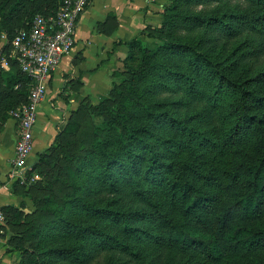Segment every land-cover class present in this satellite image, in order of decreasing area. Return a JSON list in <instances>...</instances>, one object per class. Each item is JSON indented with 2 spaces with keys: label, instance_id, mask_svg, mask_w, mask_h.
I'll return each instance as SVG.
<instances>
[{
  "label": "trees",
  "instance_id": "obj_1",
  "mask_svg": "<svg viewBox=\"0 0 264 264\" xmlns=\"http://www.w3.org/2000/svg\"><path fill=\"white\" fill-rule=\"evenodd\" d=\"M63 1L0 0V39ZM167 1L38 153V181L14 183L34 208H1L16 264H264V0ZM7 62L2 118L31 87Z\"/></svg>",
  "mask_w": 264,
  "mask_h": 264
},
{
  "label": "crops",
  "instance_id": "obj_2",
  "mask_svg": "<svg viewBox=\"0 0 264 264\" xmlns=\"http://www.w3.org/2000/svg\"><path fill=\"white\" fill-rule=\"evenodd\" d=\"M163 5L156 0L91 1L78 22L72 53L62 60L48 81L46 99L40 106L35 128V145L42 150L34 151L28 167L36 162L38 153L47 149L58 126L82 102L89 100L98 104L102 96L110 93L118 81L113 74L123 69L129 53L123 43L138 37L147 26H160ZM58 113L61 118L57 117ZM19 134L18 124L10 114L6 118L0 116V207H18L24 203L28 211L32 202L18 195L8 178ZM5 224L0 221V264H15L19 255L7 253L6 233L11 234Z\"/></svg>",
  "mask_w": 264,
  "mask_h": 264
},
{
  "label": "built area",
  "instance_id": "obj_3",
  "mask_svg": "<svg viewBox=\"0 0 264 264\" xmlns=\"http://www.w3.org/2000/svg\"><path fill=\"white\" fill-rule=\"evenodd\" d=\"M87 3L88 0H64L55 16L37 15L31 26L18 31L11 42L9 58L31 79L28 101L10 112L20 131L8 174L12 183L25 185L30 180L28 159L34 155L38 109L46 99L49 79L74 49L77 25ZM3 67H9L7 60ZM0 221H5L1 207Z\"/></svg>",
  "mask_w": 264,
  "mask_h": 264
},
{
  "label": "rangeland",
  "instance_id": "obj_4",
  "mask_svg": "<svg viewBox=\"0 0 264 264\" xmlns=\"http://www.w3.org/2000/svg\"><path fill=\"white\" fill-rule=\"evenodd\" d=\"M166 3H168V1L167 0H162L161 1V4L163 5H165ZM163 5V6H164ZM161 9H163V7H161ZM21 26H22V24H18V25H16L15 26V28L13 29V31L11 32L12 33V37H13V35L18 31V30H20V28H21ZM12 39V38H11ZM11 39L8 37V35L6 34V33H3V35H2V37H1V39H0V61L1 62H3L2 64H1V66L2 65H4V58H5V60H7V57L8 56H10V54H11V43H10V41H11ZM151 45H154L155 44V42H154V40H150V42H149ZM67 57V56H66ZM65 58V57H64ZM60 68V67H59ZM1 69V68H0ZM18 107H16V108H14V109H17ZM40 107H39V109H38V114H39V116H40ZM58 116L57 117H60L61 118V115L58 113L57 114ZM71 116V115H70ZM94 118V120L95 121H97L98 120V118L96 117V116H94L93 117ZM63 124H64V122H62L59 126H58V128L59 129H62L63 128ZM56 132H57V130H55V134H56ZM53 139L51 138V140H50V143H48L47 144V147L51 144V141H52ZM37 147V144L35 145V148H34V151L36 150V151H41L42 149H40V148H36ZM33 179L31 180H29L25 185H23V186H26L27 188H29L32 184H34V183H36L37 181H38V177H32ZM35 179V180H34ZM30 185V186H29ZM19 191H21V189L19 188L18 189ZM26 209H27V207H26ZM25 209V210H26ZM27 211V210H26ZM28 211H30V212H27V213H32V212H34V208H33V205H32V203H31V207L29 208V210ZM13 234H11V235H9L8 233H6V236L8 237L7 239H6V242L8 243V241H10V239L13 237L12 236ZM6 243V244H7ZM17 255H19L18 253H17ZM20 260V255H19V259H18V261ZM17 261V262H18ZM16 262V263H17ZM15 263V264H16Z\"/></svg>",
  "mask_w": 264,
  "mask_h": 264
}]
</instances>
